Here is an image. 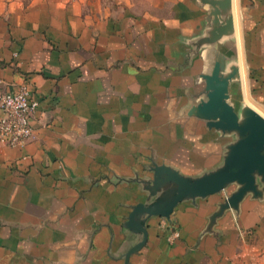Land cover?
Instances as JSON below:
<instances>
[{
    "label": "crops",
    "instance_id": "0c3cea01",
    "mask_svg": "<svg viewBox=\"0 0 264 264\" xmlns=\"http://www.w3.org/2000/svg\"><path fill=\"white\" fill-rule=\"evenodd\" d=\"M234 98L264 114V0H231ZM197 0H0V89L38 100L22 146L0 144V264H122V224L155 162L196 175L229 136L188 115L211 61L194 42ZM218 196L146 221L128 264H264V199L245 198L205 232Z\"/></svg>",
    "mask_w": 264,
    "mask_h": 264
},
{
    "label": "water",
    "instance_id": "95a60500",
    "mask_svg": "<svg viewBox=\"0 0 264 264\" xmlns=\"http://www.w3.org/2000/svg\"><path fill=\"white\" fill-rule=\"evenodd\" d=\"M206 7L204 30L194 42L197 49L211 53V61L200 74L203 93L187 114L203 120L208 129L231 140L223 148L219 165L196 175H185L178 169L152 162L147 178L134 180L145 197L130 207L122 226L137 240L122 254V264L146 242V221L163 218L182 202L195 205L196 200L218 196L215 209L208 215L205 232L211 231L224 212H238L245 199H264V117L249 105L234 98L232 85L239 81L237 64H226L220 52L221 41L234 33L231 0H197Z\"/></svg>",
    "mask_w": 264,
    "mask_h": 264
},
{
    "label": "built area",
    "instance_id": "2783aa9c",
    "mask_svg": "<svg viewBox=\"0 0 264 264\" xmlns=\"http://www.w3.org/2000/svg\"><path fill=\"white\" fill-rule=\"evenodd\" d=\"M38 100L26 84L0 89V144L22 146L32 137L28 119Z\"/></svg>",
    "mask_w": 264,
    "mask_h": 264
},
{
    "label": "rangeland",
    "instance_id": "374dc122",
    "mask_svg": "<svg viewBox=\"0 0 264 264\" xmlns=\"http://www.w3.org/2000/svg\"><path fill=\"white\" fill-rule=\"evenodd\" d=\"M245 100H247V102L250 103V105H252V106L255 107L256 109H258L261 113L264 114V112L261 111V110H260L259 108H257L256 106H254V104H251V102H250L248 99H246V96H245Z\"/></svg>",
    "mask_w": 264,
    "mask_h": 264
}]
</instances>
